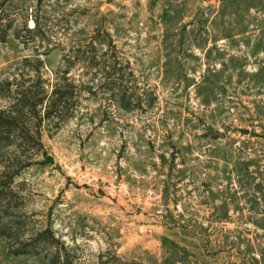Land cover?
I'll use <instances>...</instances> for the list:
<instances>
[{
  "label": "rangeland",
  "instance_id": "1",
  "mask_svg": "<svg viewBox=\"0 0 264 264\" xmlns=\"http://www.w3.org/2000/svg\"><path fill=\"white\" fill-rule=\"evenodd\" d=\"M8 22L0 80H52L102 29L134 78L72 63L91 90L70 115L39 149L0 143V264H54L61 244V264H264V0H0Z\"/></svg>",
  "mask_w": 264,
  "mask_h": 264
},
{
  "label": "trees",
  "instance_id": "2",
  "mask_svg": "<svg viewBox=\"0 0 264 264\" xmlns=\"http://www.w3.org/2000/svg\"><path fill=\"white\" fill-rule=\"evenodd\" d=\"M32 19L34 21L33 26H26V29L32 33L33 37L30 40L35 42L38 38L35 37L33 33L38 31L41 28V25L36 17H32ZM10 26L9 22L5 25L2 33H0V40L4 39L7 29ZM98 33H100V30H96V32L90 35L89 39L82 41L79 45H72L70 47V52L63 54V65H65V67L59 71L60 73L56 72L52 80L42 76L40 67H35L33 72H27L26 76L23 74L24 69L23 71H21V69L20 72H14L11 77H5L0 80V89L7 90L4 93L0 91V94L6 96L8 99L7 103L3 105L0 104V143H3L4 145H16V138H18V141L16 142H19V140L27 141L30 138L36 142L34 148L39 149L41 147V124L46 122L47 124H54L55 127H58L70 115L72 109L79 101L82 88H89V90H91V85L88 84L87 87H84L86 86L85 83L76 82L73 76L68 75L72 63H82V65H86L89 68L93 65H97L100 71H94L93 73L90 71L91 75L89 79L92 81L97 78L100 80L104 79L105 83L112 82L113 80H118V82H120L124 80L123 78L125 75L134 78L132 70L128 67L129 65H127L128 69L125 70L126 72L122 73L119 72L122 70V67L114 58L111 59V62L108 61L106 63V56L108 59V53L110 51L115 52V57H117V55L119 56V54L111 36L106 30H101V35H103L101 38L98 36ZM43 46H45L46 49L43 50L42 53H47L53 45L49 43V41H46ZM40 52L41 51L37 53ZM30 60V57H25L24 59V61ZM36 60L38 64L42 65L43 61L41 58L36 57ZM127 63L128 61H126V64ZM115 73L118 76H115ZM18 75L21 76L20 80ZM109 79L110 81H106ZM12 85L17 86L14 87ZM121 85L122 84L119 86ZM110 86L112 90L122 92L118 88H115V85ZM121 106L127 108V105ZM12 108H16V113H11ZM25 112L35 114V119L28 121L27 118L23 117V113ZM6 164L8 166H15V169H13L9 176V180H11L20 167L29 164V159L24 157L19 161L18 165L15 164V161L14 163L11 162L10 164ZM0 191H2V189H0ZM48 232L49 234L51 233V237L47 235L46 238L49 240L52 238V240L58 242L49 228L34 233L32 238L40 239L41 236H46ZM44 240L45 239H43V241ZM49 240H45V244H47ZM65 252L66 247L63 244H61L60 247L56 246L50 254L49 260L54 264H61L63 260L69 262V257ZM104 263H106V261L99 262V264Z\"/></svg>",
  "mask_w": 264,
  "mask_h": 264
}]
</instances>
